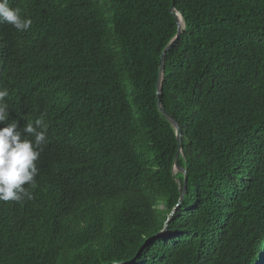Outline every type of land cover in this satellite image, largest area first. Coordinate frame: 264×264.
Segmentation results:
<instances>
[{"label":"trees","instance_id":"1","mask_svg":"<svg viewBox=\"0 0 264 264\" xmlns=\"http://www.w3.org/2000/svg\"><path fill=\"white\" fill-rule=\"evenodd\" d=\"M8 2V120L48 131L0 264H264V0Z\"/></svg>","mask_w":264,"mask_h":264},{"label":"clouds","instance_id":"2","mask_svg":"<svg viewBox=\"0 0 264 264\" xmlns=\"http://www.w3.org/2000/svg\"><path fill=\"white\" fill-rule=\"evenodd\" d=\"M0 23L11 25L17 32L29 30L32 20L22 16L21 9L9 6L8 0H0ZM7 88H0V201L22 203L33 199V193L26 188H36L37 161L46 143L48 125L43 116L27 123L22 129L18 122H9L6 97Z\"/></svg>","mask_w":264,"mask_h":264},{"label":"water","instance_id":"3","mask_svg":"<svg viewBox=\"0 0 264 264\" xmlns=\"http://www.w3.org/2000/svg\"><path fill=\"white\" fill-rule=\"evenodd\" d=\"M170 13L174 15V17L176 18L177 21V25H178V30H177V34L175 36V38L172 40V42L169 44V46L164 50V52L161 54L160 59H159V76L160 79L162 78L163 75V71H164V58L165 55L167 53V51L170 49V47L175 43V41L178 39L179 35L181 34V22L183 23L182 17L178 14L175 13V9H174V5L171 6L170 8ZM161 81L159 80L158 84H157V88H158V92H157V106L159 109V112L162 114V116L174 127V129L176 130V137H177V142H178V148H177V152L174 158V170L175 171H180L185 173L184 170L180 169L178 167V158L180 153L182 152V145H181V134H180V130L178 129V125L176 124V122L173 120V118L163 109L160 99H159V92H160V87H161ZM186 189V178L184 179V187L183 190L185 191Z\"/></svg>","mask_w":264,"mask_h":264},{"label":"bare ground","instance_id":"4","mask_svg":"<svg viewBox=\"0 0 264 264\" xmlns=\"http://www.w3.org/2000/svg\"><path fill=\"white\" fill-rule=\"evenodd\" d=\"M180 24H182V22H181ZM181 26H182V25H181Z\"/></svg>","mask_w":264,"mask_h":264}]
</instances>
